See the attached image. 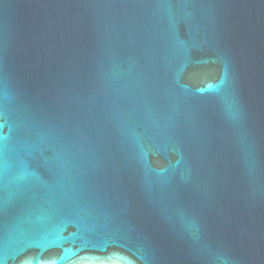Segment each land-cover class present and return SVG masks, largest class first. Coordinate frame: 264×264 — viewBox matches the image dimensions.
Returning <instances> with one entry per match:
<instances>
[{"label": "water", "instance_id": "water-1", "mask_svg": "<svg viewBox=\"0 0 264 264\" xmlns=\"http://www.w3.org/2000/svg\"><path fill=\"white\" fill-rule=\"evenodd\" d=\"M0 264H264V0H0Z\"/></svg>", "mask_w": 264, "mask_h": 264}]
</instances>
